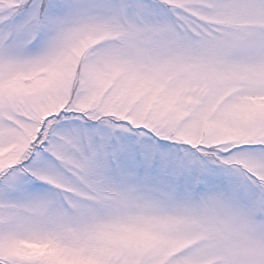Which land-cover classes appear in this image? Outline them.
<instances>
[{"label": "snow or ice", "instance_id": "obj_1", "mask_svg": "<svg viewBox=\"0 0 264 264\" xmlns=\"http://www.w3.org/2000/svg\"><path fill=\"white\" fill-rule=\"evenodd\" d=\"M0 264H264V0H0Z\"/></svg>", "mask_w": 264, "mask_h": 264}]
</instances>
